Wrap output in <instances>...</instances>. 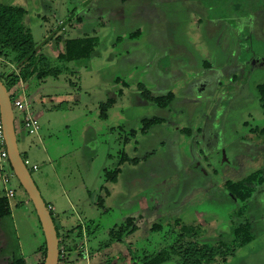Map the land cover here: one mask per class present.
Here are the masks:
<instances>
[{
  "label": "rangeland",
  "instance_id": "1",
  "mask_svg": "<svg viewBox=\"0 0 264 264\" xmlns=\"http://www.w3.org/2000/svg\"><path fill=\"white\" fill-rule=\"evenodd\" d=\"M0 1L28 10L40 52L53 55L62 71L26 83L39 134L21 136L17 113L15 121L43 199L48 205L57 199L51 213L69 247L63 264L140 261L176 243L177 221L211 245L232 243L233 228L249 221L254 241L215 264H264V185L249 202L225 187L256 172L264 176L257 89L264 84V0ZM86 37L99 39L92 58L57 61L67 39ZM199 60L206 63L200 70ZM14 68L0 58V71ZM169 93L172 103L158 107ZM155 118L161 123L146 127ZM40 172L51 174L49 184L38 180ZM8 188L15 196L0 264L14 257L42 264L46 239L35 207L15 176ZM130 218L137 231L111 244L110 231ZM156 224L162 228L151 231ZM82 243L94 259L80 253Z\"/></svg>",
  "mask_w": 264,
  "mask_h": 264
},
{
  "label": "trees",
  "instance_id": "2",
  "mask_svg": "<svg viewBox=\"0 0 264 264\" xmlns=\"http://www.w3.org/2000/svg\"><path fill=\"white\" fill-rule=\"evenodd\" d=\"M28 16L29 12L25 7L0 1V58H7L9 63L13 64L15 67L14 70L0 71L2 74L1 79L9 92L18 84H26L34 78L39 80L58 78L62 74V71L54 66L53 58L40 52L35 42L32 29L26 23ZM98 43V38L86 37L67 39L65 41V50L59 55L57 61L60 63H69L72 61L90 59ZM15 69L18 70V73ZM257 89L262 107L264 108V84L259 85ZM174 97L173 93H169L165 97L158 98L156 104L158 107L165 109L172 103ZM11 98L14 101V95H12ZM160 123L161 119L155 118L145 122V125L148 128H152ZM260 133L264 135V129L261 130ZM147 134L148 131L144 130L143 135ZM263 185L264 176L261 172H256L240 182L232 183L228 181L225 187L234 199L240 202H249L253 199L257 189ZM10 216L11 208L8 199L0 197V221L2 222V220ZM131 221L132 218L127 219L118 232L110 231L112 235L110 240L111 244L115 241L121 242L123 240V235L129 237L135 233L137 227H135L134 224H130ZM126 223H128V225H125ZM176 226L180 228V231L174 245L156 254L145 256L140 261L134 258L132 264H167L176 257L180 258L178 264H215L218 258H222L226 261L227 258L233 255L238 249L250 244L255 239L252 225L249 221L233 228L232 243L221 242L216 245L197 241L199 233L194 227L182 225L180 221L176 222ZM161 228V225L156 224L151 231H157ZM56 230L60 238L57 225ZM46 252L47 248L45 246L42 264H44ZM106 262L110 264L109 260ZM8 264L26 263L22 257H15Z\"/></svg>",
  "mask_w": 264,
  "mask_h": 264
},
{
  "label": "water",
  "instance_id": "3",
  "mask_svg": "<svg viewBox=\"0 0 264 264\" xmlns=\"http://www.w3.org/2000/svg\"><path fill=\"white\" fill-rule=\"evenodd\" d=\"M0 73V106L4 126L5 146L8 152L9 163L14 176L19 180L29 199L33 203L46 239V258L44 264H59L60 240L56 224L49 206L34 181L29 168L21 154L18 142L15 113L13 109L12 94L1 79ZM21 123V122H20Z\"/></svg>",
  "mask_w": 264,
  "mask_h": 264
},
{
  "label": "built area",
  "instance_id": "4",
  "mask_svg": "<svg viewBox=\"0 0 264 264\" xmlns=\"http://www.w3.org/2000/svg\"><path fill=\"white\" fill-rule=\"evenodd\" d=\"M13 109L16 117V113L21 116V129L30 135H38L40 131V124L37 117H35L29 110L28 104L25 100L15 98L13 101ZM29 161L25 160L27 167L29 166ZM37 166H33V170L36 171ZM14 173L9 163L8 152L5 146L4 139V126L2 121V113L0 106V180L3 185V192L5 197L8 199L9 203L13 196H15V191L9 189L8 186L11 183ZM50 211L52 208L49 207Z\"/></svg>",
  "mask_w": 264,
  "mask_h": 264
},
{
  "label": "crops",
  "instance_id": "5",
  "mask_svg": "<svg viewBox=\"0 0 264 264\" xmlns=\"http://www.w3.org/2000/svg\"><path fill=\"white\" fill-rule=\"evenodd\" d=\"M100 1V0H99ZM103 1V0H102ZM102 1H100V3H102ZM124 1V0H123ZM98 19H101V18H98ZM198 29V28H197ZM188 32H192V30L190 29ZM199 46V45H198ZM197 46V48L200 50V53L202 54V49L204 48V51H206V48H205V46L202 44V46H203V48H200V47H198ZM64 50H65V43H64V48H63V52H64ZM226 52V51H225ZM199 53V54H200ZM61 54V53H60ZM228 54V53H227ZM227 54L225 55L224 54V52L222 53V57H221V59L220 60H226V62L224 61V63H225V65L226 66H229V68H230V66H231V64H232V62H231V60H228L227 59ZM229 55V54H228ZM52 57H53V55H51ZM54 58V57H53ZM103 63V62H102ZM202 64H203V66L206 64V63H204V62H202V60H199L198 62H196V68L198 69V70H200V66H202ZM210 65V64H209ZM212 69V65H210L209 66V68L207 69V70H211ZM33 81H35V79H32L31 81H29V83H33ZM29 86H26V84H24V83H20V84H18L16 87H14L13 89H12V91H11V94L12 93H15V95H17V98L18 99H21V100H25L26 101V99H25V90L28 88ZM18 93H19V95H18ZM19 133H21V136H25V132L21 129L20 130V132ZM17 135H18V133H17ZM38 170V169H37ZM36 170V171H37ZM51 174L49 173V172H40V174L38 175V180L41 182V183H44V184H49V180L51 181ZM61 185V184H60ZM61 193V192H60ZM50 194V193H49ZM58 194V193H57ZM62 197L64 196V195H61ZM65 197V196H64ZM51 201H52V203L49 205V207H52L53 208V210L55 211L56 209L55 208H59V205H57V199L56 198H52V199H50ZM28 201V200H27ZM26 201V202H27ZM62 225V224H61ZM65 236V235H64ZM63 236V237H64ZM89 255H90V259H94V257H96L97 256V254L95 253V251H90L89 250Z\"/></svg>",
  "mask_w": 264,
  "mask_h": 264
},
{
  "label": "flooded vegetation",
  "instance_id": "6",
  "mask_svg": "<svg viewBox=\"0 0 264 264\" xmlns=\"http://www.w3.org/2000/svg\"><path fill=\"white\" fill-rule=\"evenodd\" d=\"M264 109V108H263ZM264 129V128H263ZM262 129V130H263ZM258 131V130H257ZM260 132H261V130H260ZM190 134H191V132H190ZM189 138L191 139L192 137H191V135H189ZM228 182V181H227ZM225 184H226V182H225ZM0 193H1V190H0ZM0 197L1 198H6L5 196H4V194L2 195H0ZM253 198H255V195H254V197ZM5 220V219H4ZM4 220H2V222L0 221V237L2 236V234H3V226H4ZM55 223H56V221H55ZM182 224V223H181ZM57 225V224H56ZM153 228V227H152ZM137 231V230H136ZM135 231V232H136ZM159 231V230H158ZM133 235V234H132ZM59 240H60V244H59V246H60V260H59V264H63V263H66V262H68V260H69V258H68V249H69V247H68V245H66L67 244V242H66V240H67V235H65L63 238H59ZM85 245L82 243V244H79L78 246H77V249L80 251V253H82V252H84L85 251V247H84ZM1 248H2V250L0 251V259L2 258V256H4V254H5V248L4 247H2L1 246ZM89 251L88 252H84V255H85V259L86 260H89L88 259V255H89ZM15 258V257H14ZM13 258V259H14ZM13 259H11L10 261H12ZM9 261V262H10ZM41 263H43V262H41Z\"/></svg>",
  "mask_w": 264,
  "mask_h": 264
}]
</instances>
